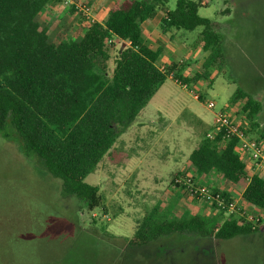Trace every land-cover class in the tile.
Instances as JSON below:
<instances>
[{
	"label": "trees",
	"instance_id": "obj_1",
	"mask_svg": "<svg viewBox=\"0 0 264 264\" xmlns=\"http://www.w3.org/2000/svg\"><path fill=\"white\" fill-rule=\"evenodd\" d=\"M54 1L0 0V134L16 138L25 156L39 159L48 175L61 180L63 192L78 200L79 210L106 215L100 188L86 178L112 155L121 135L172 74L184 85L191 83L183 75L184 65L180 69L174 63L165 71L159 67L164 49L146 44L143 24L164 11L163 34L185 41L188 33L201 30L198 47L212 54L225 51V35L200 16L206 0H178L173 11L167 9L170 0H124L104 22H93L81 39L61 41L51 39L40 20ZM232 100L245 101L238 119L257 128L262 105L254 96L239 87ZM212 130H203L190 154L191 167L172 183L195 200L205 199L216 217L190 214L167 220L156 213L139 222L133 237L124 241L92 218L94 234L129 247L169 245L182 250L185 259L191 254L196 260L206 247L214 251V240L260 232L246 217L230 212L234 198L228 190L212 187L209 199L201 195L202 179L216 176L225 185L235 184L243 201L264 213V178L248 176L238 139H224L220 133L211 140L207 135ZM261 137L264 141V133Z\"/></svg>",
	"mask_w": 264,
	"mask_h": 264
},
{
	"label": "rangeland",
	"instance_id": "obj_2",
	"mask_svg": "<svg viewBox=\"0 0 264 264\" xmlns=\"http://www.w3.org/2000/svg\"><path fill=\"white\" fill-rule=\"evenodd\" d=\"M177 1L170 0L167 9L173 11ZM204 5L199 14L225 35V51L205 53L197 43L201 30L188 33L186 48L193 54L174 63L180 69L184 65L191 83L183 88L172 74L175 82L168 79L139 116L138 120L162 117L152 137L132 144L130 154L139 152L140 162L134 164L125 146L117 144L113 158L107 156L86 178V183L100 188L106 215L79 210L78 200L63 192L61 180L48 175L39 159L25 156L16 138L0 134V264H264V228L261 233L214 240V251L206 247L196 260L191 254L185 259L182 250L169 245L129 247L127 242L113 243L93 232L92 218L124 241L133 237L139 222L156 213L167 220L190 214L216 217L211 204L176 188L170 178L200 141L203 128L197 118L214 128L216 111L240 117L237 113L245 101L232 102L239 87L254 96L262 110L257 128L252 129L244 117L238 122L249 137L264 142V0H206ZM90 7L94 16V5ZM242 11L247 14L243 16ZM161 47L165 52L164 44ZM197 49L199 55H195ZM197 74L202 76L192 82ZM210 101L216 103L215 110L208 108ZM236 190L233 198L240 206L241 190Z\"/></svg>",
	"mask_w": 264,
	"mask_h": 264
},
{
	"label": "crops",
	"instance_id": "obj_3",
	"mask_svg": "<svg viewBox=\"0 0 264 264\" xmlns=\"http://www.w3.org/2000/svg\"><path fill=\"white\" fill-rule=\"evenodd\" d=\"M124 0H70V3L67 5L62 6L63 3L59 1H54L52 4L48 5L41 13L40 20L43 25L48 27V35L51 39H58V40H68V39H81L86 30L90 27V25L93 22H104L110 11L115 8L116 6L120 5ZM89 3L90 5H94V16L92 18V21H89L85 19L81 13L79 12V6L81 3ZM161 13V16L160 14ZM157 16L152 19L148 20L143 24V34L145 38L146 44L152 48L153 50H157L159 47H161V43L164 44L165 46V52L164 55L161 56L163 59L162 64H158L159 67L162 70H165V68L174 62H177L179 58L182 57H188L191 58L193 53H189V48L185 41H181L178 38L174 39L170 36H167L168 34H163L160 30V23L162 19L165 17L166 13L164 11H160ZM160 30V32L158 31ZM164 35V36H163ZM202 49V47H199ZM198 48V49H199ZM195 52V55L199 52V50ZM203 51V50H202ZM201 51V52H202ZM199 55V53H198ZM185 78H189L186 73H184ZM172 81H174L171 77L169 78ZM175 82V81H174ZM185 88V87H183ZM196 99V97H195ZM145 112V109L143 110ZM142 111V112H143ZM141 112V113H142ZM143 114V113H142ZM141 116V114L139 115ZM138 116V118H139ZM136 119V121L133 123V125L124 133L121 135L119 141H118V148H120L121 145H124L126 150H127V156L130 159H135L134 164H138L140 162V156L141 154L138 152L136 156H133L130 154V152H134L133 150V143H137L140 140H148V137H152L154 134V126L156 127V122L157 120H162V117H157L155 118H143V119ZM138 120V121H137ZM198 123L202 126L203 130L208 129V122L202 118H197L196 119ZM170 122H173L174 119L169 120ZM166 120V122H169ZM120 143V144H119ZM114 150L111 151L110 158H113L114 156ZM193 151V150H192ZM192 153V152H191ZM190 153V154H191ZM107 157V158H108ZM106 158L104 159V161ZM190 166V155H188V160L186 164L184 163L183 165L177 167L174 171L173 174H171L170 180L172 181L173 177L181 172H185V170ZM186 168V169H185ZM247 174L251 178L254 175V172L252 169L247 168ZM215 180L217 182L215 183ZM211 182H214L215 184H211ZM220 179L216 176H213L211 178L205 177L202 179V185L204 187H207L206 184L210 185V187H216L223 189V187L228 190L231 195L234 194V190L237 189L235 184H229V185H220ZM233 188V189H232ZM240 191L239 189L236 190L235 192ZM240 197V206L246 207L247 209L253 211V213L259 214L258 212L254 211L246 202L243 201L242 199V191L239 192ZM238 204V203H237ZM196 215V214H195ZM264 215V213H263ZM264 228V226H262ZM261 228V230H262ZM261 233V232H259Z\"/></svg>",
	"mask_w": 264,
	"mask_h": 264
},
{
	"label": "built area",
	"instance_id": "obj_4",
	"mask_svg": "<svg viewBox=\"0 0 264 264\" xmlns=\"http://www.w3.org/2000/svg\"><path fill=\"white\" fill-rule=\"evenodd\" d=\"M63 4L70 3V0H56ZM79 11L84 15V17L92 21V8L87 4H81L79 6ZM164 71V70H163ZM187 88V85H183ZM208 108L210 110L216 109V103L210 101L208 103ZM223 134L224 139H238L237 152L240 154L241 158L245 161L247 168L252 169L254 175H258L264 178V142L255 140L246 134L242 126L238 121H234L226 111L219 110L215 113V123L214 130L210 131L207 137L211 140L215 139L217 134ZM253 175V176H254ZM178 182H180L178 180ZM209 187H204L201 195L204 198L209 199ZM221 205V204H220ZM230 212L237 213L241 217H246L248 222L252 223V229L262 228L264 226V215L263 213H253L250 214L248 210L244 207L239 206L235 201L230 204Z\"/></svg>",
	"mask_w": 264,
	"mask_h": 264
}]
</instances>
